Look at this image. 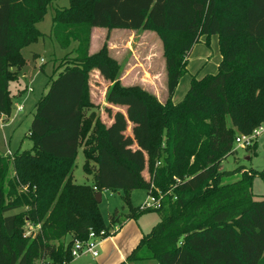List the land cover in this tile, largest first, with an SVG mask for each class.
Segmentation results:
<instances>
[{
  "label": "trees",
  "instance_id": "1",
  "mask_svg": "<svg viewBox=\"0 0 264 264\" xmlns=\"http://www.w3.org/2000/svg\"><path fill=\"white\" fill-rule=\"evenodd\" d=\"M55 1L0 0V117L11 113L9 88L21 70V51L44 37L37 25ZM93 28L157 33L166 64L164 105L115 83L119 65L105 48L89 55ZM50 36L70 51L55 58L59 65L36 103L28 135L33 146L0 153V264H68L74 240H87L90 230L109 233L149 212L160 222L120 264H264V197L252 193L264 171L222 168L236 153V138L264 125V0H69L55 10ZM215 36L217 73L193 76L183 100L174 103L193 47L202 38L209 46ZM73 42L78 46L71 49ZM93 70L114 82L107 103L126 111L109 127L97 121L88 130L83 169L93 184L79 185L72 175L91 123L85 116L93 107ZM129 124L132 137L125 134ZM146 166L150 181L142 177ZM236 174L239 179L227 181ZM151 185L164 194L161 208L133 207L130 192ZM107 190L123 192L128 211L115 210L105 224L96 195ZM27 222L41 224L35 238H24Z\"/></svg>",
  "mask_w": 264,
  "mask_h": 264
},
{
  "label": "rangeland",
  "instance_id": "2",
  "mask_svg": "<svg viewBox=\"0 0 264 264\" xmlns=\"http://www.w3.org/2000/svg\"><path fill=\"white\" fill-rule=\"evenodd\" d=\"M69 6V0H56L50 7L49 12L44 20L37 26L44 34L35 44L24 48L21 51V70L16 74L17 78L10 83V94L13 97L11 105V113L4 117H0V153L7 154L11 151L13 154L17 150H29L33 143L28 139L30 126L33 121V114L36 110V103L39 102L41 96L47 90V82L49 76L53 74L59 63L55 58L64 57L70 50H63L59 47L54 38L50 36L52 18L56 9H62ZM106 36L105 31L97 30L88 32L87 43L89 55L98 54L105 48L106 55L109 59L115 61L119 65L116 72L115 83H118L125 88H139L156 98L157 102L164 105L168 99L167 93V75L164 50L162 41L153 31H137L131 37L119 34L118 31L112 32ZM82 40V39H81ZM77 42H73L71 49L76 48ZM220 53L218 49L217 37H212L209 46L202 38L200 43L196 44L189 56L188 72L179 81L178 87L173 96V102L179 103L183 100L190 86V81L193 76L199 79L207 74H215L218 71L220 63ZM41 66H44L46 74L41 72ZM15 72V69H12ZM89 99L93 105L92 109L86 111V122L91 120L90 126H85L82 134V145L79 150L72 180L79 185H92L93 177L84 172L83 165L85 158L83 155L86 140L88 139V130L92 129L97 121L109 127L113 123V116L118 113H124L126 109L109 105L107 96L114 82L104 79L101 74L93 70L89 74ZM21 93V96H19ZM22 107L21 111L18 108ZM107 109H110L112 115L109 116ZM132 125L126 131V135L132 137ZM264 128V125L262 126ZM89 139H91L89 137ZM255 146V152L252 153L246 146L234 143L235 155L230 156L222 163V168L225 171H234L242 169L244 171H264V136L257 135L252 146ZM134 149L137 145L134 144ZM14 170L11 167L9 174L10 178L14 179ZM142 177L146 181H150L148 167L142 173ZM240 174L232 175L227 181L234 182L239 179ZM252 193L255 198L264 197V181L260 177H256L253 181ZM148 191L144 189H136L130 192V203L133 207L140 206L148 197ZM102 201L98 205L99 212L105 224L109 223L110 216L115 210L120 213H127L128 208L125 203L124 193L121 191H103L101 192ZM24 208L18 209L9 213L20 214ZM128 215V214H126ZM160 222V217L155 212H149L142 215L137 221L128 218L122 222V228L117 230L123 237L116 239V245L112 246L106 240L115 237L117 232L111 228L110 238H103L104 246L108 243L112 246L107 249V254L103 260H98L101 264L104 260L112 259L117 261L119 254L126 250L128 241L133 238V234L140 236L141 231L144 234ZM123 229V230H122ZM119 233H117L119 235ZM68 242V239H67ZM122 247V248H121ZM122 249V250H121ZM100 252H103V247ZM103 255V253H102ZM101 260V261H100ZM71 263V262H70ZM97 264L91 259L74 260L73 264ZM133 263V262H132ZM69 264V263H68Z\"/></svg>",
  "mask_w": 264,
  "mask_h": 264
},
{
  "label": "built area",
  "instance_id": "3",
  "mask_svg": "<svg viewBox=\"0 0 264 264\" xmlns=\"http://www.w3.org/2000/svg\"><path fill=\"white\" fill-rule=\"evenodd\" d=\"M21 110H22V107H19L18 111H21ZM260 134L264 136V128L262 127L255 129L250 135L238 136L236 138V143L249 148L250 146L253 145L256 139V136ZM7 155H12V152L8 151ZM175 180H176V183L180 182L179 179H175ZM148 193H149L148 197L146 198L144 203L139 206V209L140 210L160 209L162 206V201L164 199V194H162L159 190H155L154 185H151ZM118 229L119 227L116 226L115 230L117 231ZM40 231H41V224L34 225V224L27 222L25 226L24 238H35L39 234ZM111 235H114V234H112L111 232L107 233L105 230H102L100 232L90 230L87 240L85 241L74 240L73 245H72L73 258H79L83 255H89L93 259H97L100 255L99 246L101 244V240L103 238L110 237Z\"/></svg>",
  "mask_w": 264,
  "mask_h": 264
},
{
  "label": "crops",
  "instance_id": "4",
  "mask_svg": "<svg viewBox=\"0 0 264 264\" xmlns=\"http://www.w3.org/2000/svg\"><path fill=\"white\" fill-rule=\"evenodd\" d=\"M38 27V26H37ZM39 29V28H38ZM51 29H52V26H51ZM97 30H101V31H105L106 32V36H108V34H109V32H108V30L107 29H100V28H93L92 29V32L93 31H97ZM115 31V33H116V31H118V33L119 34H124V36L126 35V36H129V37H131V35H133L134 33H136L137 31H134V30H128V29H115V30H113L112 32H114ZM216 37V36H215ZM217 41H218V38H217ZM218 49H219V45H218ZM220 53V52H219ZM220 57H221V54H220ZM220 61H221V59H220ZM138 207V206H137ZM122 228V226L119 228V230ZM123 230V229H122ZM152 230V229H151ZM150 230V231H151ZM117 233H119L118 231L114 234L115 235V237H113V238H111V239H107L106 241L107 242H110L111 243V245L112 246H115L116 245V239L117 238H119V237H123L125 234L123 233V234H121V232L119 233V235L117 234ZM144 235V232L143 231H141V233H140V236L138 237V239H136V236L137 235H135V234H133V238H132V240L129 242L128 241V243H127V245H126V250L125 251H122L120 254H119V259L117 260V261H112V259H106V260H104V262H102L101 264H120V263H122V262H125L126 261V258H127V256L132 252V250L137 246V244L139 243V241H140V239H141V237ZM107 238H110V237H107ZM105 241V242H106ZM105 242H103L102 244H100V246H99V253H100V255H99V257L97 258V259H93L91 256H89V255H83V256H81V257H79V258H75L74 260H84V259H91L92 261H96V263L97 264H100L99 263V259L101 258V260H103V258H104V256L107 254V249L109 248V247H111L112 248V246L108 243V246H104V243ZM100 247H101V250H102V247H103V252H100ZM122 248V247H121ZM122 250V249H121ZM102 253H103V255H102ZM74 260L71 262V263H69V264H73L74 263ZM100 260V261H101ZM85 264H87V263H85ZM128 264H158L157 263V261H154V260H148V261H138V262H131V263H128Z\"/></svg>",
  "mask_w": 264,
  "mask_h": 264
},
{
  "label": "water",
  "instance_id": "5",
  "mask_svg": "<svg viewBox=\"0 0 264 264\" xmlns=\"http://www.w3.org/2000/svg\"><path fill=\"white\" fill-rule=\"evenodd\" d=\"M101 201H102V195H101V193H98V194L96 195V202H97L98 204H100Z\"/></svg>",
  "mask_w": 264,
  "mask_h": 264
},
{
  "label": "bare ground",
  "instance_id": "6",
  "mask_svg": "<svg viewBox=\"0 0 264 264\" xmlns=\"http://www.w3.org/2000/svg\"><path fill=\"white\" fill-rule=\"evenodd\" d=\"M75 259V258H74Z\"/></svg>",
  "mask_w": 264,
  "mask_h": 264
}]
</instances>
